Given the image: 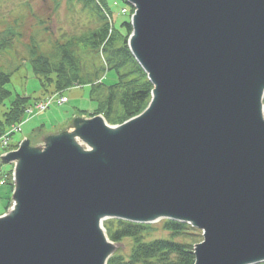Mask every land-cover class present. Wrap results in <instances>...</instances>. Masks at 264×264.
Listing matches in <instances>:
<instances>
[{
	"label": "water",
	"instance_id": "1",
	"mask_svg": "<svg viewBox=\"0 0 264 264\" xmlns=\"http://www.w3.org/2000/svg\"><path fill=\"white\" fill-rule=\"evenodd\" d=\"M126 1L152 100L3 158L15 191L0 264H108V219L204 231L194 264L264 263V0Z\"/></svg>",
	"mask_w": 264,
	"mask_h": 264
},
{
	"label": "trees",
	"instance_id": "2",
	"mask_svg": "<svg viewBox=\"0 0 264 264\" xmlns=\"http://www.w3.org/2000/svg\"><path fill=\"white\" fill-rule=\"evenodd\" d=\"M80 1L87 7L95 4L100 26L80 37L72 38L63 45H57L52 57L38 54L36 45L30 47V67L39 78L44 93L62 94L73 87L89 85L94 99L97 90L106 89L107 97L98 100V109L92 116L103 114L108 123L122 124L147 108L152 98L153 86L128 47L133 30L130 20L123 22L120 29L114 27L110 33V24L104 14L106 0ZM15 38L17 34L14 30L0 33V57L11 50ZM78 49L86 52L90 50L91 53H98L102 49L107 72L115 73L116 82L106 85L103 76L100 77L102 68L96 73L87 74L86 77L81 76L80 61L75 55ZM10 82L11 75L0 69V138L14 125L24 122L30 105V98L16 96L6 110L1 112L2 107H6V101L13 95L7 88ZM4 151L0 147V155ZM9 187V192L12 193V183ZM8 208L9 205H5L4 212ZM160 223L161 230L168 234L167 238L154 237L152 234L156 228L153 224H138L118 219L105 221L104 227L111 241L116 244L129 241L132 244L128 255L115 254L108 264H194L195 246L202 241L199 231L181 222L164 220Z\"/></svg>",
	"mask_w": 264,
	"mask_h": 264
},
{
	"label": "rangeland",
	"instance_id": "3",
	"mask_svg": "<svg viewBox=\"0 0 264 264\" xmlns=\"http://www.w3.org/2000/svg\"><path fill=\"white\" fill-rule=\"evenodd\" d=\"M91 7L85 6L80 0H0V33L14 30L17 34L11 50L0 57V69L11 75V82L7 88L13 94L6 101V107H2L1 112L6 110L16 96L30 98L32 106H35L37 102L54 99L45 112L36 111L30 115L27 114L26 121L21 124V131L12 136L11 144L21 143L27 139L31 147L42 148L49 137L71 131L77 119L93 117L92 114L98 109L100 103L98 100L107 97V90L100 89V91L97 90L93 99L92 88L89 85L73 87L64 91L62 95L44 93L39 78L31 71L28 63L30 47L36 45L38 54L52 57L57 45H63L72 38L80 37L100 26L95 4ZM105 8L112 15L117 29H120L123 22L130 20L133 13L131 5L125 0H106ZM123 9H127L128 13L123 15ZM75 55L80 61L81 76L86 77L87 74L96 73L102 68L100 77L103 76L105 84L110 85L116 82L115 73L107 72L108 67L102 49L98 53L78 49ZM62 96L68 99L67 103H58ZM99 115L104 117L103 114ZM13 168V164L0 163V215L4 213L5 205H9V210L13 206L9 184L6 191L7 184L3 183L6 174ZM9 182H13V179ZM153 225L156 228L152 234L154 237H168V234L161 230L160 222ZM199 233L202 235L201 231ZM131 245L129 241L123 244L115 243L114 254L128 255Z\"/></svg>",
	"mask_w": 264,
	"mask_h": 264
},
{
	"label": "built area",
	"instance_id": "4",
	"mask_svg": "<svg viewBox=\"0 0 264 264\" xmlns=\"http://www.w3.org/2000/svg\"><path fill=\"white\" fill-rule=\"evenodd\" d=\"M43 108V107H42Z\"/></svg>",
	"mask_w": 264,
	"mask_h": 264
}]
</instances>
